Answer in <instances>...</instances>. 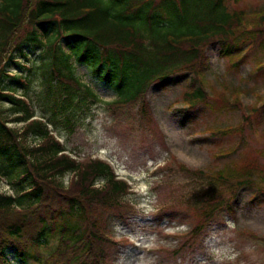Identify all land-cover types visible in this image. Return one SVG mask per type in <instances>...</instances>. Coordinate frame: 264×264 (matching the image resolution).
I'll list each match as a JSON object with an SVG mask.
<instances>
[{
  "label": "trees",
  "instance_id": "obj_1",
  "mask_svg": "<svg viewBox=\"0 0 264 264\" xmlns=\"http://www.w3.org/2000/svg\"><path fill=\"white\" fill-rule=\"evenodd\" d=\"M225 1L0 0V174L14 191H0V264H107V216L122 218L132 210L126 199L128 185L115 177L109 163L76 160L63 152L64 146L45 122L27 121L32 114L28 103L13 94L21 82V75L9 73L13 58L25 57L29 49H41V98L51 101V116H63L66 124L89 103L99 101L73 74L71 57L92 66L94 75L113 88L116 98L108 106L126 109L137 105L136 114L149 126L154 122L146 99L148 88L152 84L165 88L169 79L185 75L187 85L179 111L182 120L190 119V111L199 105L218 111L240 97L239 90L222 86L209 98L204 88L207 46L216 41L220 55L231 57L240 54L245 44H253L256 34L264 33V9L229 12ZM246 21L254 26L241 33L238 25ZM257 68H264V63ZM255 100L263 111L251 105L247 114L257 111L260 116L264 97L257 93ZM17 121L27 122L21 127L7 124ZM247 121L251 120L243 115L234 126L204 129L210 134L242 136ZM258 152L264 154V149ZM180 167L191 179L201 181L166 201L161 209L197 213L181 249L200 237L216 212L231 208L243 184L255 189L252 196H264V167ZM66 173H71L67 184L62 180Z\"/></svg>",
  "mask_w": 264,
  "mask_h": 264
},
{
  "label": "rangeland",
  "instance_id": "obj_2",
  "mask_svg": "<svg viewBox=\"0 0 264 264\" xmlns=\"http://www.w3.org/2000/svg\"><path fill=\"white\" fill-rule=\"evenodd\" d=\"M225 6L229 12L247 13L264 9V0H227ZM252 26V21L238 25L241 33H248ZM262 35L264 33L256 34L253 44H245L239 50L240 54L231 57L219 54L216 41L206 48L204 88L209 98L221 91L216 82L222 80L223 86L237 87L242 92L236 102L231 100L227 108L223 106L218 111L199 105L198 110H193L196 112L190 111V119L182 120L180 99L187 79L180 75L169 79L165 88L154 84L148 88L146 99L155 122L151 126L140 120L136 114L137 105L126 109L108 106L107 103L116 97L113 88L94 75L92 66L79 63L74 57L70 58L73 74L100 100L79 110L77 118L69 124L63 116L53 118L51 101L41 98L44 91L41 49H29L25 57H14L19 64L13 62L9 72L20 74L24 82V85L14 87V93L28 100L33 117L49 119V129L72 156L106 159L117 175L131 185L127 198L134 205L133 211L122 218L114 214L107 216L109 235L115 242L106 245L110 264H264V241L261 240L264 237V196L259 193L252 198L255 189L249 187L251 184L240 186L231 201V208L216 212L200 237L174 255L163 248L182 245L181 235L192 227L193 216L197 213L183 209H175L174 214L158 211L159 205L175 198L181 191L201 185V181L191 179L181 169V164L189 170H215L222 166L264 167V154L258 152L264 149V113L260 116L257 111L255 115L247 114L251 113V105L263 111L254 96L258 92L264 97V68H257L258 64L264 63ZM61 46L69 52L64 44ZM228 95L231 97L229 90ZM243 115L251 120L244 123V135L199 137L203 128L233 126ZM8 125L21 126L23 122ZM221 151L224 154H216ZM169 163L177 170L169 167L160 170L162 165ZM70 177L71 173H66L63 182L67 184ZM97 182L101 183L100 180ZM0 191L12 193L13 189L1 179ZM247 231L259 237L254 238ZM7 256L13 262L12 254Z\"/></svg>",
  "mask_w": 264,
  "mask_h": 264
}]
</instances>
